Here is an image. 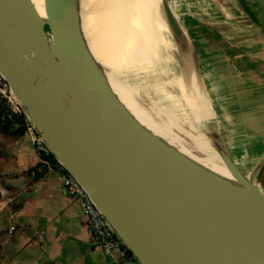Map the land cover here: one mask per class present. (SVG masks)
I'll list each match as a JSON object with an SVG mask.
<instances>
[{"label": "water", "instance_id": "1", "mask_svg": "<svg viewBox=\"0 0 264 264\" xmlns=\"http://www.w3.org/2000/svg\"><path fill=\"white\" fill-rule=\"evenodd\" d=\"M73 3L44 0L42 22L29 0H0V74L53 158L138 264H264L260 187L227 154L242 190L138 126L84 55Z\"/></svg>", "mask_w": 264, "mask_h": 264}, {"label": "crops", "instance_id": "2", "mask_svg": "<svg viewBox=\"0 0 264 264\" xmlns=\"http://www.w3.org/2000/svg\"><path fill=\"white\" fill-rule=\"evenodd\" d=\"M210 1L211 17L188 18L201 88L188 79V118L220 135L246 177L243 166L264 164V0ZM20 128L0 125V264H138L93 244L79 203Z\"/></svg>", "mask_w": 264, "mask_h": 264}, {"label": "bare ground", "instance_id": "3", "mask_svg": "<svg viewBox=\"0 0 264 264\" xmlns=\"http://www.w3.org/2000/svg\"><path fill=\"white\" fill-rule=\"evenodd\" d=\"M73 1L79 44L92 68L96 69L104 90L138 126L191 166L242 190L215 151L206 149L193 135H188L187 142L178 140L164 124L141 109L120 85V77L136 68L139 58L145 59L154 53L152 46L158 42V28L163 20L158 11L159 0ZM29 3L39 19L45 22L44 0H29ZM183 54L188 56L184 82L188 85L190 79L199 96L201 88L193 55L189 48L188 53Z\"/></svg>", "mask_w": 264, "mask_h": 264}, {"label": "rangeland", "instance_id": "4", "mask_svg": "<svg viewBox=\"0 0 264 264\" xmlns=\"http://www.w3.org/2000/svg\"><path fill=\"white\" fill-rule=\"evenodd\" d=\"M158 3L163 20L158 28V42L152 46L154 53L145 59L139 58L137 67L120 77V85L141 109L164 124L178 140L187 142L188 135H193L219 157L221 153L229 156L232 149L224 146L216 131L189 122L187 96L192 95L184 82L188 61L183 53L187 54L191 48L196 60L188 38V18L198 22L211 17L212 1L159 0ZM181 8L186 10L181 12ZM166 14L174 21L175 28L170 26ZM250 168V164L243 166L246 177L264 193V164L255 172H250Z\"/></svg>", "mask_w": 264, "mask_h": 264}, {"label": "built area", "instance_id": "5", "mask_svg": "<svg viewBox=\"0 0 264 264\" xmlns=\"http://www.w3.org/2000/svg\"><path fill=\"white\" fill-rule=\"evenodd\" d=\"M0 118L15 119L23 118L26 132L30 136L36 153L39 156L40 164L48 171H55L62 178V185L65 194L76 200L85 219L84 226L87 230L91 241L95 246L100 248L102 252L108 256L117 255L121 259L126 260L132 258L130 252L124 247L123 243L116 237L110 225L102 216L101 212L95 206L84 188L69 175L58 163L49 160L50 151L45 142L36 132L34 126L29 121L20 102L13 95L8 82L0 74ZM13 228L9 230V233Z\"/></svg>", "mask_w": 264, "mask_h": 264}, {"label": "trees", "instance_id": "6", "mask_svg": "<svg viewBox=\"0 0 264 264\" xmlns=\"http://www.w3.org/2000/svg\"><path fill=\"white\" fill-rule=\"evenodd\" d=\"M0 125H4V126H9V127H15L17 126L18 128L20 127H24V122H23V118H13L11 120L8 119H1L0 118ZM22 128H20L22 130ZM49 160H52L53 163H55V159L53 158V156L50 154ZM131 255V254H130Z\"/></svg>", "mask_w": 264, "mask_h": 264}]
</instances>
